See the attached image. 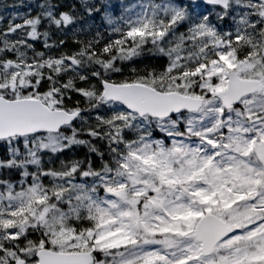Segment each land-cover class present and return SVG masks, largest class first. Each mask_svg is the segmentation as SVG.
Masks as SVG:
<instances>
[{
    "label": "snow or ice",
    "instance_id": "obj_1",
    "mask_svg": "<svg viewBox=\"0 0 264 264\" xmlns=\"http://www.w3.org/2000/svg\"><path fill=\"white\" fill-rule=\"evenodd\" d=\"M0 264H264V0L0 3Z\"/></svg>",
    "mask_w": 264,
    "mask_h": 264
},
{
    "label": "trees",
    "instance_id": "obj_2",
    "mask_svg": "<svg viewBox=\"0 0 264 264\" xmlns=\"http://www.w3.org/2000/svg\"><path fill=\"white\" fill-rule=\"evenodd\" d=\"M7 2L8 4H11L13 2V0H0V3H4ZM12 9H9V11H11Z\"/></svg>",
    "mask_w": 264,
    "mask_h": 264
}]
</instances>
